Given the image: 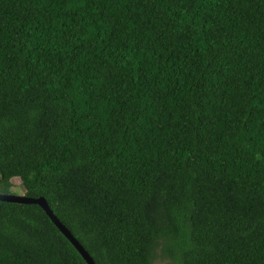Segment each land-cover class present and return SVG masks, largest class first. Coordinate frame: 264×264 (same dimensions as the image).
Here are the masks:
<instances>
[{
    "label": "trees",
    "instance_id": "16d2710c",
    "mask_svg": "<svg viewBox=\"0 0 264 264\" xmlns=\"http://www.w3.org/2000/svg\"><path fill=\"white\" fill-rule=\"evenodd\" d=\"M96 264H264V0H0V193ZM0 264H88L0 201Z\"/></svg>",
    "mask_w": 264,
    "mask_h": 264
},
{
    "label": "water",
    "instance_id": "95a60500",
    "mask_svg": "<svg viewBox=\"0 0 264 264\" xmlns=\"http://www.w3.org/2000/svg\"><path fill=\"white\" fill-rule=\"evenodd\" d=\"M0 201L7 202H18L27 204H37L41 206L48 216L52 219L55 225L60 229V231L69 239V241L76 247L80 252L82 257L86 260L88 264H96L93 257L85 249V247L79 242V240L73 235V233L61 222V220L54 213L53 209L49 205L48 201L44 197H29L25 194H2L0 193Z\"/></svg>",
    "mask_w": 264,
    "mask_h": 264
},
{
    "label": "rangeland",
    "instance_id": "374dc122",
    "mask_svg": "<svg viewBox=\"0 0 264 264\" xmlns=\"http://www.w3.org/2000/svg\"><path fill=\"white\" fill-rule=\"evenodd\" d=\"M13 183H14L13 191H14L15 194H24L25 193V189H24V187H23V185L21 183V179L20 178L15 177L13 179ZM160 263H161V261L159 260L157 262V264H160Z\"/></svg>",
    "mask_w": 264,
    "mask_h": 264
}]
</instances>
